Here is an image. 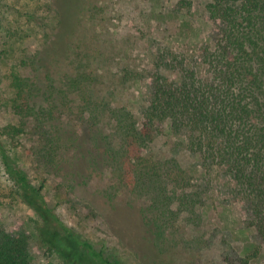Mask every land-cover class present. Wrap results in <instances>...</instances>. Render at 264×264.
<instances>
[{"label": "trees", "instance_id": "trees-1", "mask_svg": "<svg viewBox=\"0 0 264 264\" xmlns=\"http://www.w3.org/2000/svg\"><path fill=\"white\" fill-rule=\"evenodd\" d=\"M181 3L186 9L192 5ZM59 7L57 33L47 41L52 59L32 60L33 74L11 77L18 114L36 139L35 160L73 190L93 180L108 183L111 214L122 236L139 233L146 264H163L178 226L203 224L216 173L228 179L247 227L264 241V0H204L201 16L214 23L212 41L188 58L173 48H158L149 50V63L140 68L116 55L119 79L135 82L145 75L149 82L139 113L136 99L123 105L114 93H103L102 75L89 64L98 52L94 56L71 39L80 5L64 1ZM60 56L63 71L56 65ZM19 128H0V160L23 201L42 220L37 238L48 246L51 242V248L60 244L65 252L74 242L85 264H123L47 207L42 187L31 182L6 146ZM168 136L172 147L157 146ZM175 149L191 154L193 165H183ZM120 195L124 204L115 201ZM126 195L144 202L133 233L126 230V215L136 209L135 201ZM262 254L259 246L247 258L261 256L264 264ZM0 264H32L29 235L0 228Z\"/></svg>", "mask_w": 264, "mask_h": 264}, {"label": "rangeland", "instance_id": "rangeland-1", "mask_svg": "<svg viewBox=\"0 0 264 264\" xmlns=\"http://www.w3.org/2000/svg\"><path fill=\"white\" fill-rule=\"evenodd\" d=\"M65 2L80 5L78 25L71 39L87 51L98 54L89 63L102 75L99 86L103 93H114L121 104L136 99L133 107L140 112L145 103L148 80L145 75L135 82L119 75L120 67L113 65L115 56L126 65L144 68L148 65L149 50L173 48L186 58L198 53L211 43L214 23L202 18L204 0H4L0 14V128L20 127V133L8 136L6 146L17 165L24 169L31 182L42 187L47 207L68 227L106 256L118 257L123 264H146L143 257L144 244L126 232L122 236L115 216L111 214L112 203L106 197L108 183L91 181L89 186L70 188L62 177L49 171L34 158L35 137L29 123H23L18 114V101L11 87L13 74H33L32 60L50 59L47 41L58 30L57 11ZM181 1L192 3L181 7ZM61 3V4H60ZM97 17L92 18V15ZM148 35L140 40V35ZM129 36V38L126 37ZM157 37V42L150 40ZM118 40L115 41L114 38ZM123 36V37H122ZM127 38V39H126ZM144 52V53H143ZM70 55V53H69ZM39 56V57H38ZM57 63L63 71L62 57ZM175 142L178 140L175 138ZM156 145V144H155ZM171 138L157 141V146L172 147ZM174 149V148H173ZM176 150V149H175ZM186 167L193 165L194 158L185 150L175 151ZM174 151L172 153H175ZM230 183L222 174L216 173L213 188L204 211V222L194 227L180 225L171 233L175 243L163 256V264H262V257L250 258L264 241L253 228H248L241 205L230 195ZM114 192V191H113ZM106 197V198H105ZM132 197V196H131ZM126 200L133 201L126 195ZM124 195L117 200L122 203ZM133 199V200H132ZM135 201V200H134ZM136 209L126 215V230L133 233L140 219L143 200L134 202ZM138 212V213H137ZM41 218L20 196L17 187L8 177L0 160V228L13 235L26 233L30 237L32 264H85L82 249L69 241V250L63 251L58 244L51 248L37 238ZM136 224V225H135ZM56 244V241L53 240ZM57 245V244H56ZM54 247V246H53ZM148 260V259H146ZM248 260V261H247ZM247 261V262H246ZM71 262V263H70ZM91 263V262H90ZM86 263V264H90ZM148 264V263H147ZM152 264V263H151Z\"/></svg>", "mask_w": 264, "mask_h": 264}]
</instances>
